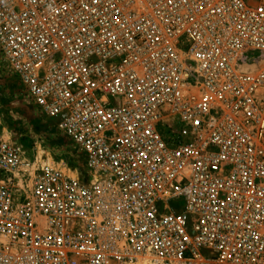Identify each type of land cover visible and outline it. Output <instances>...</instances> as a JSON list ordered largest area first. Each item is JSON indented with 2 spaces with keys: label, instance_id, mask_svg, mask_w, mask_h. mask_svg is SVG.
<instances>
[{
  "label": "built area",
  "instance_id": "1",
  "mask_svg": "<svg viewBox=\"0 0 264 264\" xmlns=\"http://www.w3.org/2000/svg\"><path fill=\"white\" fill-rule=\"evenodd\" d=\"M0 52L77 171L0 125V264H264V0H0Z\"/></svg>",
  "mask_w": 264,
  "mask_h": 264
},
{
  "label": "rangeland",
  "instance_id": "2",
  "mask_svg": "<svg viewBox=\"0 0 264 264\" xmlns=\"http://www.w3.org/2000/svg\"><path fill=\"white\" fill-rule=\"evenodd\" d=\"M3 59L0 52V125L3 131L22 143L28 153L37 154L42 148L45 156L50 155L55 161H74L76 151L70 139L58 128L56 120L38 109ZM181 204V201L177 203L180 207Z\"/></svg>",
  "mask_w": 264,
  "mask_h": 264
},
{
  "label": "bare ground",
  "instance_id": "3",
  "mask_svg": "<svg viewBox=\"0 0 264 264\" xmlns=\"http://www.w3.org/2000/svg\"><path fill=\"white\" fill-rule=\"evenodd\" d=\"M39 151L40 152L36 154L39 160L41 161L45 160L48 164L55 165L56 167L61 168L65 173L71 176H76L77 171L74 170V167L76 166V164L69 165L68 163H66V161H63L62 159L59 161H55V159L52 156L50 155L45 156L46 154L44 153L42 148ZM148 264H150V262H148ZM161 264H166V263L161 262Z\"/></svg>",
  "mask_w": 264,
  "mask_h": 264
}]
</instances>
